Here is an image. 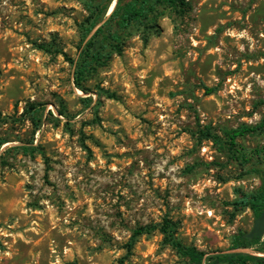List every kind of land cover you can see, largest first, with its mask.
<instances>
[{
    "label": "rangeland",
    "instance_id": "rangeland-1",
    "mask_svg": "<svg viewBox=\"0 0 264 264\" xmlns=\"http://www.w3.org/2000/svg\"><path fill=\"white\" fill-rule=\"evenodd\" d=\"M84 1L0 0V264H119L132 230L163 218L183 244L227 252L253 221L236 190L264 171V129L236 155L225 137L264 118V0L160 5L81 90L65 56ZM162 240L141 236L122 264H189Z\"/></svg>",
    "mask_w": 264,
    "mask_h": 264
},
{
    "label": "trees",
    "instance_id": "trees-1",
    "mask_svg": "<svg viewBox=\"0 0 264 264\" xmlns=\"http://www.w3.org/2000/svg\"><path fill=\"white\" fill-rule=\"evenodd\" d=\"M113 0H86L83 2L87 12L85 20L78 24L80 44L76 60L65 56L73 67L74 84L81 90L82 82L92 76L98 67H103L110 55H120L124 45L123 35L131 34L132 30L144 32L151 26L152 15L158 6H165L177 13H182L188 8L185 0H116L109 15L105 17ZM155 19V18H154ZM122 35V36H121ZM143 42H147V36L143 35ZM107 49L108 52L104 54ZM208 93L210 89L206 90ZM63 115V110L59 111ZM39 110L33 105L25 108L23 116L28 115L31 121L39 122ZM37 127V124H35ZM264 129V118L256 126L241 125L240 127L226 131V145L229 151L235 155L237 150L236 139L245 135H255ZM206 138L216 139L209 133L203 134ZM0 140V146L4 144ZM23 153H32V148L21 147ZM264 153L263 149L257 150ZM242 157V156H241ZM260 182L256 190L245 193L236 190L238 195L231 205L234 211L248 208L252 214V226L249 231H238L232 237L227 252H218L206 256L192 245L183 244L176 236V224L168 218H163L160 223L139 226L132 233L125 244L126 254L119 261L122 264L141 236H148L157 231L162 236V242L168 245L175 253L187 260L189 264H264V171H259ZM251 249L254 253L239 252L236 250Z\"/></svg>",
    "mask_w": 264,
    "mask_h": 264
},
{
    "label": "bare ground",
    "instance_id": "bare-ground-1",
    "mask_svg": "<svg viewBox=\"0 0 264 264\" xmlns=\"http://www.w3.org/2000/svg\"><path fill=\"white\" fill-rule=\"evenodd\" d=\"M260 255L264 256V254H260Z\"/></svg>",
    "mask_w": 264,
    "mask_h": 264
},
{
    "label": "water",
    "instance_id": "water-1",
    "mask_svg": "<svg viewBox=\"0 0 264 264\" xmlns=\"http://www.w3.org/2000/svg\"><path fill=\"white\" fill-rule=\"evenodd\" d=\"M111 11V10H110ZM110 13V12H109Z\"/></svg>",
    "mask_w": 264,
    "mask_h": 264
}]
</instances>
